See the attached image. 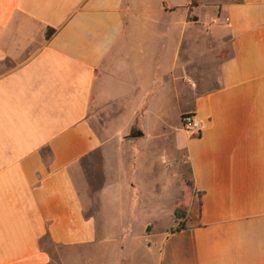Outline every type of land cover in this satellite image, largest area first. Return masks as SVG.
Listing matches in <instances>:
<instances>
[{
  "label": "crops",
  "instance_id": "crops-1",
  "mask_svg": "<svg viewBox=\"0 0 264 264\" xmlns=\"http://www.w3.org/2000/svg\"><path fill=\"white\" fill-rule=\"evenodd\" d=\"M133 2L0 0V264H81L87 252L94 264H264V0H228L204 27L221 47L210 70L148 56L134 39L152 30L138 24L150 10ZM182 79L192 102L177 111L202 123L175 128L195 198L183 226L145 227L164 207L160 177L110 181L87 211L85 157L134 127L156 134ZM119 240L120 258L109 257Z\"/></svg>",
  "mask_w": 264,
  "mask_h": 264
},
{
  "label": "rangeland",
  "instance_id": "rangeland-1",
  "mask_svg": "<svg viewBox=\"0 0 264 264\" xmlns=\"http://www.w3.org/2000/svg\"><path fill=\"white\" fill-rule=\"evenodd\" d=\"M228 0H134V7L149 9V15H143L138 24L149 25L152 30L145 29L147 32L134 40L139 43L144 41V49L149 53L148 56L156 58L175 53L179 62L187 60L190 66H200L203 69L210 70L214 68L215 58L221 47H217L216 43H211V39L207 33L204 34V27L223 18L222 8ZM172 10L165 11L163 7ZM188 13V18L194 20L188 22L185 26L184 15ZM196 22V23H195ZM208 30V28H207ZM154 37L152 35V32ZM144 35V36H143ZM142 47L133 49L134 56L141 55ZM229 49V41L223 43V53ZM140 51V52H139ZM146 54V53H145ZM208 78L212 75H207ZM187 79L181 81V95L177 97V101L171 103V110L166 113V125L156 130V134L148 131L149 134L143 132L144 137L138 135L139 128L134 127L128 129L127 132L115 133V138L106 137L107 140L103 146L91 154H89L83 162L85 163L84 176L86 183L90 185L87 200V211H95L98 202L99 188L111 182L133 183L139 175L151 182L153 178H164V192L160 191V195H164V207L161 214L156 219H151L145 224L147 230H163L171 231L176 229L181 221L185 220L188 213L189 203L194 195L191 186V172L189 160L186 150L179 148L175 140V128L180 122H184V116L187 112L177 111L180 106H186L192 102L191 92L188 97L183 94L184 86ZM191 81V80H189ZM212 80L203 79L199 81L198 90L206 87ZM196 82V81H195ZM189 83V82H188ZM193 83V81H192ZM178 94V93H176ZM149 153V157L146 155ZM158 155V156H157ZM159 157V158H158ZM158 170L154 175H146L147 170ZM163 169V170H161ZM127 173L129 174L127 176ZM79 175V174H78ZM81 182V176L78 178ZM161 185L160 188L163 187ZM120 194V193H117ZM137 199L140 193H122ZM130 194V195H129ZM112 196V195H111ZM110 195L103 196L105 203H114ZM116 199V198H114ZM180 207L183 214L178 216L175 212ZM147 219L142 217L134 223V231L130 237L132 244L140 237L143 224ZM120 240L113 241L109 250L113 253V258H120L122 249L120 248ZM124 245V243L122 244ZM158 246L151 249L150 255L157 253ZM67 251L66 247H59ZM70 251H81L79 248H71ZM86 262L81 264H94L93 256L86 253Z\"/></svg>",
  "mask_w": 264,
  "mask_h": 264
},
{
  "label": "built area",
  "instance_id": "built-area-1",
  "mask_svg": "<svg viewBox=\"0 0 264 264\" xmlns=\"http://www.w3.org/2000/svg\"><path fill=\"white\" fill-rule=\"evenodd\" d=\"M184 123L187 129L193 133H200L202 129V123L199 118L193 115L192 112H187L184 116Z\"/></svg>",
  "mask_w": 264,
  "mask_h": 264
},
{
  "label": "trees",
  "instance_id": "trees-1",
  "mask_svg": "<svg viewBox=\"0 0 264 264\" xmlns=\"http://www.w3.org/2000/svg\"><path fill=\"white\" fill-rule=\"evenodd\" d=\"M185 114H186V113H185ZM183 116H185V115L183 114ZM189 167H190V172H191V165H190V163H189ZM191 183H192V179H191ZM175 212H176V214H177L178 216H180V215L183 214L182 209H181L180 207H177L176 210H175ZM183 224H184V221H181V222H180V225H179L178 227H182Z\"/></svg>",
  "mask_w": 264,
  "mask_h": 264
}]
</instances>
